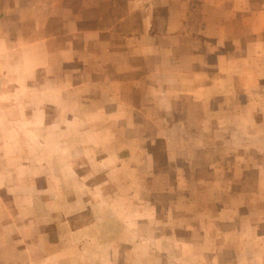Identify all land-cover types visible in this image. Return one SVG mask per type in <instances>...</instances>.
Here are the masks:
<instances>
[{"label": "crops", "instance_id": "obj_1", "mask_svg": "<svg viewBox=\"0 0 264 264\" xmlns=\"http://www.w3.org/2000/svg\"><path fill=\"white\" fill-rule=\"evenodd\" d=\"M150 2L125 0V18L133 6L141 10L139 28L138 32H119L122 48L117 49L111 43L118 35L113 25L108 31L114 36L109 39L102 36L105 30L97 21L93 26L82 25L87 19L86 11L98 6L97 0H0V54L20 55L27 50L30 55L44 56L41 66L47 69L51 68L48 57L51 61L58 57V72L62 79L64 75L67 88L68 82L73 81L69 80L74 77L73 72H78L77 76L84 73L91 58L95 73L109 69L111 74L93 81L92 110L104 120L130 121L139 117L153 121L152 134L163 142L162 169L152 159L148 165L146 158L138 162L139 166L128 164V169H139L141 175L147 176L149 172L144 170L148 165L160 183H169L170 178L163 174L172 175V186L164 191L172 192L171 203L162 211L171 219L172 247L178 248L182 243L176 240L175 232L187 230L189 248H200L191 254L192 264L246 263L248 259L261 264L259 251H264V240L253 238L258 227L253 225L248 230L239 223L244 222L246 193L264 200V158L248 157L249 153L258 154L264 149V0ZM112 19L117 23L123 17L114 15ZM134 56L140 58L141 64H132ZM82 73L70 87L84 85ZM132 87L138 89L133 102ZM108 135L116 145V132L109 130ZM131 145L128 140L129 151L133 149ZM64 147L68 150L67 145ZM119 150L111 148L114 153ZM140 152L144 157V148ZM0 158V183L8 179L14 184V159L7 165L1 155ZM248 169L254 171V177L248 175ZM29 176L35 177L33 167ZM130 177L132 182L133 176ZM62 182L69 186L68 173ZM246 182L254 185L253 191L245 190ZM65 199L60 215L68 233L69 217H79L83 208L78 201L70 209L69 200ZM182 199L185 203L206 200L210 207L182 209ZM3 207L1 201L0 262L22 264L26 259L21 258V253L28 249L29 241L21 245V238H26L21 223ZM31 210L27 220L35 227V206ZM104 210L105 213L101 209L102 214L98 210L92 220L70 232L90 237V232L94 234L104 222L115 218L112 210ZM204 213L210 221L201 226L206 231L213 222L217 227L222 224L216 235L196 238V225L203 223L200 216ZM181 217L187 218L182 226ZM132 218L131 214L122 221L124 231L132 232ZM115 245L116 241H111L109 246ZM242 249H246V254L252 250V257L244 256ZM7 250L13 254L8 255ZM226 250L229 254H225Z\"/></svg>", "mask_w": 264, "mask_h": 264}, {"label": "rangeland", "instance_id": "obj_2", "mask_svg": "<svg viewBox=\"0 0 264 264\" xmlns=\"http://www.w3.org/2000/svg\"><path fill=\"white\" fill-rule=\"evenodd\" d=\"M97 1L95 9L86 11L87 19L82 25L93 26L97 21L99 27L105 30L102 36L108 39L114 36L108 31L113 25L118 35L111 43L114 42L117 49L122 48L119 32H138L141 10L133 6L131 16L127 13L125 18V0ZM114 15L123 19L115 23L112 19ZM95 16L101 18H92ZM21 52L20 55L0 54V147H3L0 155L6 163L14 159L16 171L14 184L8 179L0 183V202L3 201V209L7 213L12 212L21 223V231L26 236L21 238V245L29 241L28 249L21 253V258L26 259L25 262L22 260V264H192L189 262L191 254L200 248H189L191 240H188L187 230L175 232L176 240L182 243L178 248L172 247L171 219L168 213L162 212L169 208L166 204L171 203L172 192L164 191L172 186V175L163 174L171 181L160 183L148 169L150 159L160 165L159 170L165 159L162 140L152 134L155 127L153 121L139 117L130 121L104 120L93 112V81L98 76L111 73L109 69L104 73H95L92 58L85 64L84 73L81 72L84 85L70 87V83L76 82L81 75L80 72L79 76L76 75L78 72H73L74 77L69 78L73 81L68 82L67 88L64 75L62 79L58 72L61 64L58 57L52 61L48 57L51 68L47 69L41 66L44 56L30 55L27 50ZM132 64H141L140 58L132 57ZM132 73L135 76L138 74L135 71ZM76 84L73 83L74 86ZM132 88L133 102L137 100L135 92L138 89ZM126 92L130 96V90ZM109 130L116 132V145L108 135ZM128 140H131L130 147L133 148L130 151L126 147ZM64 145L68 146V150ZM113 147L121 150L114 153L111 151ZM142 148L145 150L144 157H141ZM254 155L264 158V149L258 154L249 153L248 157ZM145 158L148 165L144 171L148 170L149 175H141L139 169L129 171L128 164L139 166L138 162ZM29 161L34 165L30 167ZM7 165L3 164V167ZM32 167L35 177L30 178L29 169ZM247 171L250 177H254L253 170ZM67 173L69 186L62 182ZM130 176H133L132 182L129 181ZM248 189L253 191L254 185L246 182L245 190ZM65 197L69 200L70 209H74L78 201L83 208L79 217H69L68 233L60 215ZM181 202L182 209L189 206L210 207L206 200L193 199L185 203L182 199ZM33 206L37 217L35 227L27 220ZM101 209L104 213V209L112 210L115 218L103 215L109 220L94 234L90 232L88 238H83L77 231L70 232L71 228L92 220ZM243 212L244 222L239 225L248 230L256 225L258 233L254 232L256 236L253 238L264 240V200L246 193ZM131 214L133 228L132 232H127L122 221L128 220ZM200 219L203 223L196 225V238L217 234L216 230L222 223L217 227L213 222L209 225L210 230L206 231L201 226L210 221L205 213ZM185 220L186 217H181V226ZM111 241H116V245L109 246ZM227 251L225 254L230 253V249L229 253ZM245 252L246 249H242L244 256L252 257V250L248 254ZM7 253L12 255L13 251L7 250ZM259 255L261 264H264V251H259ZM231 264L254 263L248 259L246 263Z\"/></svg>", "mask_w": 264, "mask_h": 264}]
</instances>
